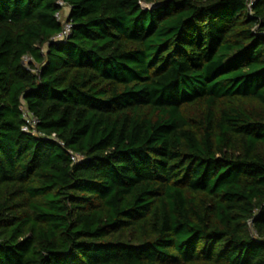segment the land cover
I'll use <instances>...</instances> for the list:
<instances>
[{
    "label": "trees",
    "instance_id": "trees-1",
    "mask_svg": "<svg viewBox=\"0 0 264 264\" xmlns=\"http://www.w3.org/2000/svg\"><path fill=\"white\" fill-rule=\"evenodd\" d=\"M0 264H264V0H0Z\"/></svg>",
    "mask_w": 264,
    "mask_h": 264
},
{
    "label": "built area",
    "instance_id": "built-area-1",
    "mask_svg": "<svg viewBox=\"0 0 264 264\" xmlns=\"http://www.w3.org/2000/svg\"><path fill=\"white\" fill-rule=\"evenodd\" d=\"M60 4L62 5V3H60ZM67 9L69 11V8H67ZM56 18L59 21H61L62 30L54 39L62 41V40H65L68 37V35L70 34L71 26L66 22V19L65 20L61 19V13H58L56 15ZM29 61H30V59L24 58V64H25V67H26L27 70H28L27 66H28ZM22 116H23V119L25 120V124L22 127V131L25 132V133L31 132V133L34 134L35 133V127H36V124H37L36 118L30 116L26 112L25 109H22ZM71 159H72L73 162H76L78 160V157L76 155H72Z\"/></svg>",
    "mask_w": 264,
    "mask_h": 264
},
{
    "label": "rangeland",
    "instance_id": "rangeland-1",
    "mask_svg": "<svg viewBox=\"0 0 264 264\" xmlns=\"http://www.w3.org/2000/svg\"><path fill=\"white\" fill-rule=\"evenodd\" d=\"M141 5H142V7L144 8V9H149V8H151L152 6H150L149 4H145V3H141ZM67 14H68V9H67V7H63V9H62V12H61V19L62 20H65L66 19V17H67Z\"/></svg>",
    "mask_w": 264,
    "mask_h": 264
}]
</instances>
